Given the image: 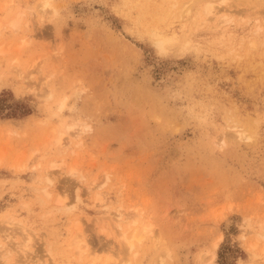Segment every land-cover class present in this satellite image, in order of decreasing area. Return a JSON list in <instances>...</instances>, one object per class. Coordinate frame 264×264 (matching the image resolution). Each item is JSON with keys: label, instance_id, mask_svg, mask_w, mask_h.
<instances>
[{"label": "rangeland", "instance_id": "rangeland-1", "mask_svg": "<svg viewBox=\"0 0 264 264\" xmlns=\"http://www.w3.org/2000/svg\"><path fill=\"white\" fill-rule=\"evenodd\" d=\"M218 1L0 0V264H264V5Z\"/></svg>", "mask_w": 264, "mask_h": 264}, {"label": "bare ground", "instance_id": "bare-ground-1", "mask_svg": "<svg viewBox=\"0 0 264 264\" xmlns=\"http://www.w3.org/2000/svg\"><path fill=\"white\" fill-rule=\"evenodd\" d=\"M217 0H186V2H184L183 3V5H182V9H181V12H182V14H184V13H190L191 11H192V8H193V4H199L198 6H200V4H202L203 3V6H200V7H198V8H202L201 10H202V12L204 13V17H205V19L208 17L209 19H213V18H218L217 16H218V14L219 13H221L222 12V10H224V12L225 11H228V10H230V8H229V6L227 5V4H229L230 3V0H219L218 2L220 3V1H222V3H226V5L227 6H225V7H223V8H218L217 7V4L215 3ZM255 1H259V0H255ZM263 1V2H262ZM217 2V3H218ZM260 2H262V4L264 5V0H260ZM219 6V5H218ZM199 10V9H198ZM198 10H197V12H198ZM23 13V12H22ZM22 15V14H21ZM18 16H19V14H18ZM221 16V20H220V23L222 22V21H226L227 19H226V13H223V14H221L220 15ZM17 17V16H16ZM207 21H208V19H207ZM19 22H20V16L19 17H17L16 19H14L13 21H12V25L13 26H18L19 25ZM1 27V26H0ZM1 29V28H0ZM157 42H158V44L161 46V47H163V42L162 41H160V40H157ZM64 104H65V102L63 101L61 104H60V108L62 109L63 107H64ZM75 125V124H74ZM68 128H70V129H72V128H74L73 127V125H69L68 126ZM59 142L61 141V138L59 137V140H58ZM51 164H50V166H49V168L46 170V173H45V177H46V180L49 182V183H52L53 182V180L55 179V171L57 170L56 169V167L58 168L60 165H61V163L62 162H59L58 160H53V161H51L50 162ZM55 168V170H53ZM71 171H73V169L71 170ZM49 194H51V192H48ZM62 200L59 198L58 199V202H61ZM128 214V213H127ZM129 214H131V213H129ZM129 214H128V217H129ZM125 212L124 211H122L121 209H116V211L114 212H112V211H110L109 213H108V219L109 220H111L113 223H115L116 225H118L119 227H121L122 225H121V222L123 221V220H126V219H128V217H125ZM131 217H132V215H130ZM6 223H13V221L11 222V220L9 221H7ZM14 226L16 225V224H13ZM25 230V229H24ZM263 230H264V226H263ZM263 234H264V232H263ZM26 236H28V233L26 232ZM136 236V234H133V237H135ZM131 241L132 240H128V243L130 242L131 243ZM78 240H75L74 242H72V243H70L71 245L72 244H75V246H77L78 247ZM81 242H85V243H87V240H86V238H85V236L83 235V237H82V239H81ZM20 244V248H18V249H20L22 252H23V256L24 257H22L23 258V260H21V258L19 259V261L21 260V262H20V264H49L48 262H47V260H42L41 258H39V257H37V256H34V257H29V255H30V253H29V249L31 248V239L29 238V236L28 237H26V239H25V241L24 242H20L19 243ZM19 244H18V246H19ZM0 249H2L3 251V255L5 256V255H11V251L10 250H8V249H4V247H3V245H0ZM32 255V254H31ZM2 256V255H1ZM52 256V255H51ZM10 258H11V256H10ZM50 258V257H49ZM9 261V260H8ZM17 263H18V260L16 261ZM19 264V263H18Z\"/></svg>", "mask_w": 264, "mask_h": 264}]
</instances>
